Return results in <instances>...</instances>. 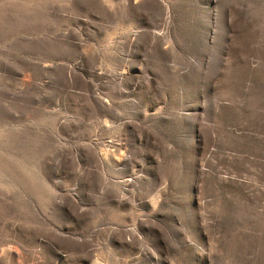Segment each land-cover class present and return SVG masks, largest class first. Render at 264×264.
I'll return each instance as SVG.
<instances>
[{
    "label": "rangeland",
    "instance_id": "rangeland-1",
    "mask_svg": "<svg viewBox=\"0 0 264 264\" xmlns=\"http://www.w3.org/2000/svg\"><path fill=\"white\" fill-rule=\"evenodd\" d=\"M0 264H264V0H0Z\"/></svg>",
    "mask_w": 264,
    "mask_h": 264
}]
</instances>
